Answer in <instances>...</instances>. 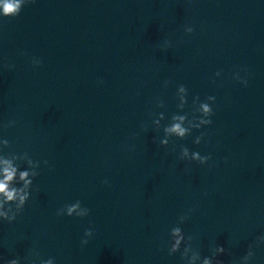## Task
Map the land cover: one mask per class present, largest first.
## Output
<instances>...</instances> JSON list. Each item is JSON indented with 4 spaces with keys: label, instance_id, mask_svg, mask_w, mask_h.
<instances>
[{
    "label": "water",
    "instance_id": "water-1",
    "mask_svg": "<svg viewBox=\"0 0 264 264\" xmlns=\"http://www.w3.org/2000/svg\"><path fill=\"white\" fill-rule=\"evenodd\" d=\"M180 84L190 119L196 96H215V114L173 151L152 113L169 122ZM4 139L0 155L41 163L22 214L0 222V258L182 260L168 243L184 214L201 257L245 254L264 236V0H35L0 16ZM180 145L211 159L181 160ZM76 200L88 216L56 215Z\"/></svg>",
    "mask_w": 264,
    "mask_h": 264
},
{
    "label": "clouds",
    "instance_id": "clouds-1",
    "mask_svg": "<svg viewBox=\"0 0 264 264\" xmlns=\"http://www.w3.org/2000/svg\"><path fill=\"white\" fill-rule=\"evenodd\" d=\"M35 3V0H0V16L9 18L17 17L21 13L23 7L26 4ZM186 32L192 33L193 28L188 27L185 29ZM170 46L169 42H166ZM34 66L39 67L42 61L39 59H33ZM215 76H221V72L217 71ZM234 79L247 86L248 80L242 78L239 73L235 74ZM171 81H164L165 87H167ZM189 91L183 85L177 86L176 98L179 103L177 104V113L171 115L170 120L167 124L162 125V121L166 119L164 112L152 113L155 118L152 120V124L157 130L163 129V138L159 140V144L162 147L167 148L171 142L173 145L172 150L175 151L176 140H183L186 137L192 135L194 129L199 130L204 126L212 124L211 117L214 116L215 112L212 105L216 101L215 96L206 97L205 101H200L199 96L193 98V113L192 118H189L188 113L184 112L186 105L188 104ZM156 107L164 108L165 104L162 99H156ZM183 113V114H181ZM198 114V115H197ZM15 121H10L4 127L15 126ZM205 133L201 132L194 140V143L199 145L204 138ZM153 142H156V138H153ZM0 151L4 148H8L9 141L7 139L0 140ZM179 159L194 161L198 164H207L211 159L210 155H201L197 151H191L188 147L180 145ZM26 163V168H21V163ZM40 161L33 160L27 152L23 154H17L14 152L0 155V222H6L8 224L14 223L18 217L22 214L25 209V205L31 198L33 191V182L39 176L38 169L40 168ZM44 165H48V161H43ZM107 184L108 181H103ZM90 209L83 207L81 201L76 200L73 203L66 204L62 208L57 209L56 215L83 218L88 216ZM188 219V215L184 214L179 217V224H183ZM179 224L170 229L169 235L171 237L168 243V255H175L177 252H181V259L186 264H223L218 259L219 256L225 254L226 249L223 246H216L212 250L210 256L201 257L200 253L196 251L192 246L193 236H185L183 229ZM93 229L89 228L85 230L84 239L81 240V245H87L89 238L93 236ZM260 244H264V236L257 237L254 244H249L245 255L240 259L239 264H251L255 257L254 248ZM27 257H15L12 259H5L4 264H24V261L28 260ZM36 259H39V254H36ZM36 259L31 260V264H36ZM39 264H55L54 258H48L47 260L40 259Z\"/></svg>",
    "mask_w": 264,
    "mask_h": 264
}]
</instances>
